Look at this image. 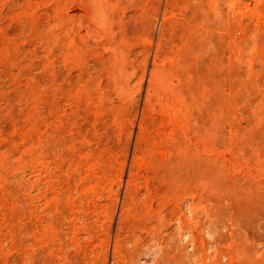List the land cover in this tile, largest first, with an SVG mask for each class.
<instances>
[{"label":"rangeland","instance_id":"rangeland-1","mask_svg":"<svg viewBox=\"0 0 264 264\" xmlns=\"http://www.w3.org/2000/svg\"><path fill=\"white\" fill-rule=\"evenodd\" d=\"M0 264H264V0H0Z\"/></svg>","mask_w":264,"mask_h":264}]
</instances>
